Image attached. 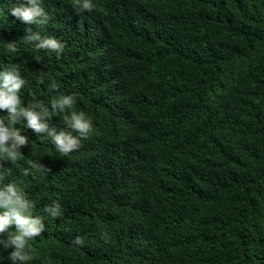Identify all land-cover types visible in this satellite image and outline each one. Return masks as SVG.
I'll return each instance as SVG.
<instances>
[{
	"label": "trees",
	"instance_id": "obj_1",
	"mask_svg": "<svg viewBox=\"0 0 264 264\" xmlns=\"http://www.w3.org/2000/svg\"><path fill=\"white\" fill-rule=\"evenodd\" d=\"M17 3L0 0V71H20L24 106L74 96L94 129L63 157L16 125L28 145L4 183L45 224L26 264H264V0H42L40 28L7 14ZM63 116L49 127L71 132Z\"/></svg>",
	"mask_w": 264,
	"mask_h": 264
},
{
	"label": "clouds",
	"instance_id": "obj_2",
	"mask_svg": "<svg viewBox=\"0 0 264 264\" xmlns=\"http://www.w3.org/2000/svg\"><path fill=\"white\" fill-rule=\"evenodd\" d=\"M71 6L78 13L92 12L95 9L93 0H72ZM8 15L14 16L26 25H36L40 28L48 23L49 16L42 6V0H19L11 7ZM0 15L3 10L0 9ZM26 44L34 46L36 50H48L60 56L64 45L53 37H43L39 31L32 27L26 28L23 37ZM8 50L16 52L17 48L10 43ZM38 60V58H37ZM43 83V76H41ZM26 81L20 71L15 67H9L0 71V110L6 112V116H0V248L7 250L12 248L8 259L12 264H26L32 259L29 241L39 237L45 230V224L39 216H33L34 202L28 199L23 189L15 183H4L11 170L5 167V162L15 164L23 155L22 146L28 145V137L22 134V130L16 125L22 121L26 128L32 129L38 136L46 133L55 146V149L63 157H68L80 147L81 138H88L94 131L92 121L83 111L74 110L75 97L61 95L51 100L50 112L38 100L33 98V103L22 105L19 93ZM57 87L55 82L50 85V90ZM53 113H63V119L67 128L72 131L60 130L49 127V119ZM73 132L79 135H73ZM31 168L48 172L41 163L29 161ZM29 169H23L22 175L27 176ZM44 211L52 218L61 215L59 202L46 206ZM75 243H82L77 238Z\"/></svg>",
	"mask_w": 264,
	"mask_h": 264
}]
</instances>
